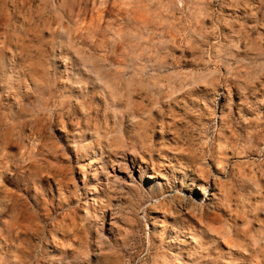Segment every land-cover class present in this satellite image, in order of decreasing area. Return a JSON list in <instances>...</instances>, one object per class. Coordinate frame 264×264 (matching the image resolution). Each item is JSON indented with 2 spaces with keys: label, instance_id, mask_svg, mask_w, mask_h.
<instances>
[{
  "label": "rangeland",
  "instance_id": "374dc122",
  "mask_svg": "<svg viewBox=\"0 0 264 264\" xmlns=\"http://www.w3.org/2000/svg\"><path fill=\"white\" fill-rule=\"evenodd\" d=\"M0 264H264V0H0Z\"/></svg>",
  "mask_w": 264,
  "mask_h": 264
},
{
  "label": "bare ground",
  "instance_id": "6f19581e",
  "mask_svg": "<svg viewBox=\"0 0 264 264\" xmlns=\"http://www.w3.org/2000/svg\"><path fill=\"white\" fill-rule=\"evenodd\" d=\"M201 148V147H200ZM202 149V148H201ZM202 151V150H201ZM209 154V153H208ZM208 171H206V173H207ZM185 202L187 203V205H191V202L190 201H186L185 200ZM185 205V204H184Z\"/></svg>",
  "mask_w": 264,
  "mask_h": 264
}]
</instances>
